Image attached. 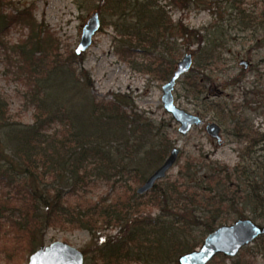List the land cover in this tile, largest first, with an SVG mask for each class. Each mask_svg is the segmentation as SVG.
<instances>
[{"label": "trees", "instance_id": "obj_1", "mask_svg": "<svg viewBox=\"0 0 264 264\" xmlns=\"http://www.w3.org/2000/svg\"><path fill=\"white\" fill-rule=\"evenodd\" d=\"M162 1L104 0L99 8L122 21L116 25L123 41L117 49L120 58L161 81H169L176 69L177 42L198 44L195 71L202 75L185 76L188 89L198 95L210 79L206 72L224 61V33L219 26L206 36L179 29ZM215 1L232 3L242 33L255 37L264 30V6L249 11L245 0ZM7 2L0 0V46L13 65L18 57L17 69L28 82L26 100L35 108L33 123L11 121L0 95V254L8 263L23 250L15 233L32 254L42 246L38 233L54 226L85 230L94 238L118 229L113 239H100L95 264H179L181 255L199 248L223 224L246 218L264 222V174L257 171L264 167V133L245 116L244 106L210 104L222 124L231 120L232 134L240 139L237 166L212 161L200 175V156L187 161L175 180H162L139 196L132 185L143 184L164 162L173 147L168 135L154 132L152 122L125 96L108 100L95 95L90 74L77 66L81 57H60L58 40L37 24L33 11L6 13ZM17 26L25 27L28 36L8 47L1 38ZM138 56L146 61L138 63ZM101 184L111 193L93 200ZM257 242L253 256L264 259V236ZM224 258L218 255L212 262Z\"/></svg>", "mask_w": 264, "mask_h": 264}, {"label": "rangeland", "instance_id": "obj_2", "mask_svg": "<svg viewBox=\"0 0 264 264\" xmlns=\"http://www.w3.org/2000/svg\"><path fill=\"white\" fill-rule=\"evenodd\" d=\"M103 1L8 0L6 13L31 9L37 24H41L43 29H49L53 35L52 38L58 40V53L66 60L75 53L82 37L84 25L96 13L99 14L100 30L94 36L91 47L79 56L81 64H77V66L82 67L90 74L93 84L92 91L95 95L108 100H113L120 95L125 96L130 103H133L138 114H143L144 118L152 122L154 132H164L171 140L172 148L178 147L181 150L175 167L164 180H175L181 167L187 161L199 159L200 156L204 158V161L200 164L197 163L198 167L195 166L200 175L209 170L212 161L229 168L237 166L240 161V139L232 134L231 120L228 122L226 119L225 121L228 123L222 124L218 120V114L210 109V104L213 102L220 104L224 109L236 104L238 110L244 106L245 116L252 119L255 129L264 133V30L261 29L255 37H252L251 32L242 33L234 20L236 13H232L231 2L163 0L159 3L166 7L168 16L178 25L179 29L186 27L206 36V33L212 32L215 26H219L220 33H224V36H221V42L225 43L227 47V51L223 55L224 65L222 63L216 69L206 72L210 79L206 81L202 93L195 95L191 92L192 89H188L189 85H187L185 77L187 74L178 81L173 92L177 106L189 113L201 115L205 123L216 122L222 127L223 139L222 143L218 144L207 134L205 124L193 128L187 136L179 134V124L166 112L162 103V88L166 82L132 68L128 62L120 58L117 49L123 41L119 42L120 35L116 25H121L122 21L112 17L110 14L112 12L108 13L106 9L99 8V6H103ZM262 6H264V0H245L244 8L255 11L261 9ZM27 36L28 30L23 26H17L11 28L1 40L8 47H12L21 43ZM188 42L190 41L179 40L177 42L180 49L178 62L185 55L192 54L193 67L188 75L200 78L202 73L195 71L198 69L197 56L195 55L198 44L189 45ZM14 59L17 61L16 65L6 59L5 52L0 46V95L8 104L11 121L31 124L35 108L26 100V95L29 93L28 82L25 79V73L19 72L20 70L17 69L18 57L14 56ZM144 61L146 59L138 56V63ZM242 61L249 63L247 69L241 65ZM232 78H236V82L231 81ZM246 93L249 94L247 101L244 102ZM254 102H257L258 105H255ZM236 113L239 114V111ZM257 171L264 174V167L260 166ZM131 184L133 183L131 182ZM141 185L135 184L132 185V188L137 193V189ZM109 193H111L110 187L101 184L94 190L92 199L97 200L100 196H106ZM259 224L264 225V222ZM118 231V229L104 230L98 238H94L85 230L54 226L38 233V242L42 246H48L56 241L64 242L81 250L84 255L87 253L86 256L87 259L90 258L88 259L90 264H95L93 255L100 239H113L117 236ZM22 239L20 233H15V241L21 243L23 250L9 263L7 257L0 254V264H28L29 257L33 253H29L27 245ZM258 239L244 247L236 257L224 256V259L212 262L214 258L209 264H264L261 255L253 256V252L257 250ZM88 261L85 260V264Z\"/></svg>", "mask_w": 264, "mask_h": 264}, {"label": "water", "instance_id": "obj_3", "mask_svg": "<svg viewBox=\"0 0 264 264\" xmlns=\"http://www.w3.org/2000/svg\"><path fill=\"white\" fill-rule=\"evenodd\" d=\"M101 21L96 13L84 25L82 37L75 50L77 56L86 52L93 43V38L100 30ZM245 69L249 67L247 61H242ZM193 67V55H185L177 64L172 78L163 86L162 103L164 109L179 124L178 132L187 136L195 127L205 124L207 134L215 139L218 144L222 143V127L216 122L205 123L199 114H192L176 105L173 92L178 81L190 72ZM181 150L178 147L171 149L165 161L156 168L137 189L139 196L149 193L158 182L164 180L168 173L175 167ZM264 236V225L253 221L250 218L240 219L230 225L219 226L210 233L203 244L192 252L181 255L179 264H209L217 255H224L228 258L236 257L244 247L254 243L258 238ZM85 255L64 242L56 241L48 246H41L30 257L28 264H84Z\"/></svg>", "mask_w": 264, "mask_h": 264}, {"label": "flooded vegetation", "instance_id": "obj_4", "mask_svg": "<svg viewBox=\"0 0 264 264\" xmlns=\"http://www.w3.org/2000/svg\"><path fill=\"white\" fill-rule=\"evenodd\" d=\"M201 116V115H200Z\"/></svg>", "mask_w": 264, "mask_h": 264}]
</instances>
